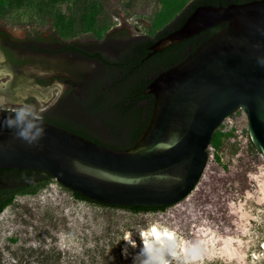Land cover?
Wrapping results in <instances>:
<instances>
[{"label":"rangeland","instance_id":"374dc122","mask_svg":"<svg viewBox=\"0 0 264 264\" xmlns=\"http://www.w3.org/2000/svg\"><path fill=\"white\" fill-rule=\"evenodd\" d=\"M183 1L182 8L192 0ZM161 11V0H0V31L17 41L77 43L110 55L118 41L160 31ZM21 57L30 62L13 65L0 51L6 72L0 88L8 100L0 106L6 109L41 116L76 82V71L99 77V69L84 60L29 52ZM92 76L72 92L82 98ZM15 88L20 103L11 101ZM48 88L50 99L40 102L35 94ZM58 110L77 126L99 128L98 119L73 101ZM217 133L206 175L160 211L78 200L51 179L34 194L16 195L0 212V264H159L157 245L146 251L141 240L152 226L175 236L177 256H165L163 264H264V157L250 143L243 111L230 115Z\"/></svg>","mask_w":264,"mask_h":264},{"label":"water","instance_id":"95a60500","mask_svg":"<svg viewBox=\"0 0 264 264\" xmlns=\"http://www.w3.org/2000/svg\"><path fill=\"white\" fill-rule=\"evenodd\" d=\"M218 26L147 85L151 115L131 148H107L0 107V170L46 173L102 205L167 207L206 175L211 138L239 109L250 143L264 157V0L199 6L179 29L153 43L151 54ZM94 133L104 136L99 128Z\"/></svg>","mask_w":264,"mask_h":264},{"label":"trees","instance_id":"16d2710c","mask_svg":"<svg viewBox=\"0 0 264 264\" xmlns=\"http://www.w3.org/2000/svg\"><path fill=\"white\" fill-rule=\"evenodd\" d=\"M255 0H192L182 8L183 0H161L162 11L159 15L161 29L153 37L141 36L116 43L110 49V55L100 50L94 52L80 48L77 43L64 44L55 42L51 47L33 41H17L5 31H0V51H2L11 64L22 65L30 62L28 58L21 57L24 53L46 54L72 58H89L104 66V72H96L99 77L76 71L75 83H70V89L60 98L53 110L42 113L41 120L58 128L66 130L98 145L125 150L131 148L139 135L145 129L151 115L153 97L144 94L147 85L160 72L178 64L190 55L204 40L217 32L221 26L200 32L182 42L169 46L158 53H152L150 46L157 40L179 29L191 13L199 6H228L252 2ZM92 76L85 88L83 97L79 98L72 92L77 85L80 88L84 79ZM66 101L79 104L85 113L98 119V127L102 135H97L81 126L65 120L59 108ZM33 116L34 114H30ZM218 133L214 132L210 145L218 147ZM52 177L46 173L35 170H0V180L4 185L0 188V212L11 204L16 195L34 194L43 187ZM78 200L95 203L72 192ZM98 204V203H96ZM102 205V204H100ZM133 212L160 211L166 207H118Z\"/></svg>","mask_w":264,"mask_h":264},{"label":"bare ground","instance_id":"6f19581e","mask_svg":"<svg viewBox=\"0 0 264 264\" xmlns=\"http://www.w3.org/2000/svg\"><path fill=\"white\" fill-rule=\"evenodd\" d=\"M5 73H6L5 70L3 71L0 70V78ZM51 91H52L51 88L43 89V90L40 89V92H38V94L35 95H37L40 102H44V101L46 102L48 99H50L49 95ZM5 95L6 94H4L3 88L2 89L0 88V103L3 104L8 103L7 97ZM22 100L23 98H21V96L18 94V91L15 88V90H13L11 94V101L20 103ZM141 240H142V245L146 251H153L155 245H157V248L154 250V257L156 258L159 264H163L165 262V256L171 258L177 256V249H176L177 246H176L175 236L170 231L160 230L157 227L152 226L148 233L145 232L142 233ZM261 248L264 250V242Z\"/></svg>","mask_w":264,"mask_h":264},{"label":"flooded vegetation","instance_id":"af4514ba","mask_svg":"<svg viewBox=\"0 0 264 264\" xmlns=\"http://www.w3.org/2000/svg\"><path fill=\"white\" fill-rule=\"evenodd\" d=\"M139 37H141V36H133V37H130V38H126L125 40H123V39H121V40H123V41H118V43H120V42H125V41H127V40H129V39H136V38H139ZM64 44H68V43H64ZM48 47H50V46H48ZM80 48H82V49H85L86 51H89V52H94L95 50H99V49H94V48H87V47H84V46H82V45H80ZM101 51V50H100ZM104 54V53H103ZM65 56H68V57H71L70 55H64L63 57H65ZM72 58V57H71ZM73 59H80V60H84V61H87V62H89V63H92L93 65H95L98 69H99V71H101L102 73L104 72V66L102 65V64H99L97 61H95V60H93V59H89V58H73ZM13 65H16V64H13ZM22 65H24V64H22ZM93 74H94V70H93V72H92ZM63 79H60V81H62ZM1 107V106H0Z\"/></svg>","mask_w":264,"mask_h":264},{"label":"clouds","instance_id":"9594fccd","mask_svg":"<svg viewBox=\"0 0 264 264\" xmlns=\"http://www.w3.org/2000/svg\"><path fill=\"white\" fill-rule=\"evenodd\" d=\"M31 127L32 126L29 125V128H31ZM41 132H42V129H37L36 135H39ZM21 135L26 137L28 135V132H21Z\"/></svg>","mask_w":264,"mask_h":264},{"label":"built area","instance_id":"2783aa9c","mask_svg":"<svg viewBox=\"0 0 264 264\" xmlns=\"http://www.w3.org/2000/svg\"><path fill=\"white\" fill-rule=\"evenodd\" d=\"M2 109H5V110H11V109H6V108H3V107H1ZM240 110V109H239ZM12 111H16V110H12ZM242 111V110H241ZM20 112H22V113H24V114H27V115H30V113H28V112H26V111H22V110H20ZM33 117H36V118H40L39 116H37V115H33Z\"/></svg>","mask_w":264,"mask_h":264}]
</instances>
